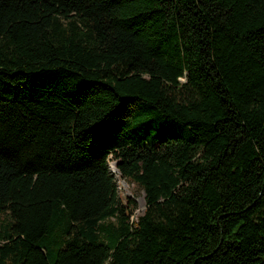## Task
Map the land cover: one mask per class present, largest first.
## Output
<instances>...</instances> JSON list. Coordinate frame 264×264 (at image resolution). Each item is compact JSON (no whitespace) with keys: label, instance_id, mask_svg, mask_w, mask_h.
Here are the masks:
<instances>
[{"label":"trees","instance_id":"trees-1","mask_svg":"<svg viewBox=\"0 0 264 264\" xmlns=\"http://www.w3.org/2000/svg\"><path fill=\"white\" fill-rule=\"evenodd\" d=\"M0 264H264V0H0Z\"/></svg>","mask_w":264,"mask_h":264},{"label":"rangeland","instance_id":"rangeland-1","mask_svg":"<svg viewBox=\"0 0 264 264\" xmlns=\"http://www.w3.org/2000/svg\"><path fill=\"white\" fill-rule=\"evenodd\" d=\"M181 79L182 78H180V80ZM107 166L108 169L112 173H114V181L120 198L123 199L125 196H130L133 198V200L136 203L135 209L133 210V213L131 214L130 217L131 219H133L134 216L139 215L144 208L143 191L138 189L133 183L120 178L118 176L117 170L114 168V163L112 160L110 159L107 160Z\"/></svg>","mask_w":264,"mask_h":264}]
</instances>
